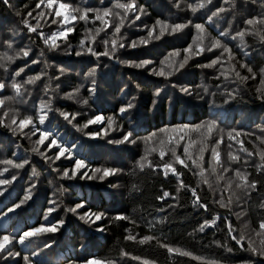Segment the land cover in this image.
<instances>
[{
  "label": "trees",
  "instance_id": "1",
  "mask_svg": "<svg viewBox=\"0 0 264 264\" xmlns=\"http://www.w3.org/2000/svg\"><path fill=\"white\" fill-rule=\"evenodd\" d=\"M117 2L128 3L130 0H57L52 8L47 7V0L43 4L40 0H0V63L5 64V68H0V82L6 85L0 89V98L6 99L4 108H0V117L8 111L9 116L5 119L8 124L12 115L32 116L41 131L52 134L44 145H37L39 133L32 135L31 126L23 132L18 124L11 128L0 126V161H28L23 168L0 163V180L11 181L0 184V237L12 238L5 251L0 252V264H25V256L29 258V264H85L93 258L113 260L116 264H142L145 259L155 264H208L210 261L264 264V257L253 254L245 239L239 244L232 239L242 233L234 203L225 208L217 203L221 196L227 202L229 193L224 192V184L217 180L220 174L211 172L215 164L211 148L223 138L217 147L221 163L216 169L228 168L234 170V174L240 169L248 175L250 182H256L255 189H239V192L250 228L253 232L259 230V223L264 220V207L260 206L264 204V169L259 167L264 162L258 155L264 150V83H261L264 80L261 72L264 69V41L260 38L264 36V25L249 26L245 21L264 17V7H261L264 0H228L227 3L212 0L195 14L187 5L196 0H135L138 7H143L144 14L127 13L119 33H115L119 17L105 18L112 22V26L107 27L101 20H96L95 12H90L87 20L64 24L61 23L62 16H55L59 3L81 10L111 8L124 16L122 9L113 7ZM219 8L226 11L213 16ZM137 15L140 16L138 20ZM158 19L170 24H188V27L175 34L166 32L159 40L149 39L147 44L139 43L141 38L148 39V31ZM24 20L36 31H30ZM53 20L57 22L53 23ZM196 24L204 25L207 30L203 42L205 48L218 37L231 49L232 59L227 53L221 56L222 49L205 50L200 55H193L185 67L177 71L175 67L187 55L184 49L193 45L198 35ZM69 27L73 31L66 32ZM99 29L104 30L97 35ZM246 29L242 39L232 38ZM61 32L64 35L56 37L59 47H51V41L45 44V38ZM221 32L228 35L220 36ZM257 32L259 35L255 34ZM156 33H159L158 26ZM113 39L117 41L114 50ZM105 41L109 42L107 46ZM133 41L137 42L135 48L130 46ZM120 44L124 47H119ZM89 47L98 54L107 50L110 55H93L88 51ZM23 51H27L28 56H23ZM77 52L82 54L77 56ZM174 52L180 55L170 57ZM4 53L14 57L13 61L2 59ZM166 57H170L169 62H175L173 68L161 64ZM217 57L219 64L203 67ZM145 60L152 63L140 68L132 66ZM162 67L165 75L153 72V69L159 72ZM233 67L248 79H238L230 70ZM248 68L252 69L251 73ZM20 69L23 71L17 76ZM93 70L94 75L89 76ZM34 77L40 78L34 83H26ZM13 82L22 85L19 96L11 87ZM76 89H79L78 93ZM69 93H74L73 98H68ZM8 97L14 99L7 100ZM42 102L48 107L43 110L46 113L44 124H39L37 118L42 114ZM129 104L134 106L129 108ZM121 108H127V111L121 113ZM61 113L70 114L71 122ZM71 115H75V119H71ZM97 116L104 120L83 127ZM108 118L114 120L112 128H108ZM212 121L216 126L205 142L208 150L200 161L208 170L205 177L211 187L203 183L199 169L187 160V168L174 165L177 172L182 173L179 178L171 172L165 176L160 165L173 159L170 154L161 161L158 153H151L148 160L153 166L148 167L145 162L142 171L138 167L146 150L157 146L166 136L177 139L184 136L176 149L184 158L183 148L188 140L199 141L203 138L201 133L206 131L203 127L199 131L193 129ZM185 125L189 127L184 129ZM161 129L167 131L161 132ZM128 131L138 138L136 144L109 142L120 139ZM152 133L156 136L145 144V138ZM229 133L235 138L229 139ZM52 138L69 150L60 159H55L59 149L48 147ZM242 146L253 155L240 151ZM33 148H39V151L34 152ZM192 152L198 154L197 148ZM229 152L240 157L239 161H231ZM76 159L83 160L87 167L77 171L72 178L64 177L65 170L70 176L76 171ZM5 167L7 172L3 171ZM96 168L117 171L101 180V173H94ZM181 180L189 188H196L200 203L206 204V208L194 203L195 197L190 190L180 188ZM217 186L221 188L220 193ZM164 191L170 196L158 199ZM25 197L29 198L25 200ZM77 204L83 207L75 213L68 211ZM49 208H55V211L49 213ZM85 213H103L104 216L100 220H95V216L81 219ZM117 216L129 219L117 220ZM61 220L64 221L62 225L59 224ZM213 220L214 225L199 231L206 221ZM229 224L235 229L231 234ZM52 225H56V231L44 232L28 238L24 244L19 243L24 232ZM129 235L135 236L136 240L127 239ZM144 236H155L171 247L189 251L202 259L170 255L155 240L140 244L138 241ZM122 252L128 255L123 256Z\"/></svg>",
  "mask_w": 264,
  "mask_h": 264
},
{
  "label": "snow or ice",
  "instance_id": "2",
  "mask_svg": "<svg viewBox=\"0 0 264 264\" xmlns=\"http://www.w3.org/2000/svg\"><path fill=\"white\" fill-rule=\"evenodd\" d=\"M5 2H7V0H5ZM228 0H225V3H227ZM40 3L43 4L44 0H40ZM57 3V0H47V7L52 8L54 4ZM212 0H196L195 3H189L187 5L188 9L195 14L198 10L205 8L208 4H211ZM40 5L38 4L37 7H39ZM177 7H179V3H177L176 5ZM115 9H122L124 12V16L121 15L120 12H114L113 9L111 8H105L103 10L100 9H91V8H85L83 10H81L80 8H72L71 5L68 4H64V3H59V9L55 11V16L56 17H63V20L61 21L62 24L64 23H71L73 21L76 20H87L88 19V14L90 12H95L96 13V20H101L107 27H111L112 26V22L110 20H107L105 18L107 17H119V23H117L115 25V33H119L121 30V27L123 26V22H124V18L127 15V13L129 12H139L141 14H144V9L142 6L138 7L135 3V0H130V2L128 3H120L117 2L114 6ZM261 7H264V4L261 5ZM226 11V9L224 8H219L216 12H213L212 15L216 16L219 13H222ZM78 14V15H77ZM28 15H31V13H29ZM137 20L140 19V16L137 15L135 17ZM209 19L211 20V17H209ZM53 23H56V20L52 21ZM23 23L25 24L26 27L29 28L30 31L35 32L36 28L32 27L31 25H29L27 20H24ZM191 23V21H189V24ZM245 23L249 26H256V25H264V17H253L250 18L248 20L245 21ZM157 26L159 27V33H156V28ZM186 27H188V24H170L167 21H163V20H157L155 22V26H153L152 29H150L148 31V39L145 38H141V40L139 41V43L141 44H147L149 42V39H156L159 40L161 39L166 32H168L169 34H175L179 31H182L183 29H185ZM197 30V37L193 42V45H195V50H193V45H189L187 48L184 49V52L187 54L183 57V59L179 62L178 66L175 67V70L179 71L180 69H183L185 67V65L188 63V60L193 56V55H200L202 52H204L205 50L207 51H212L214 49H222L221 51V56H223L225 53H227L229 55V59H232L231 56V49L229 47H227V45H224L222 43V41L217 37L214 38L210 44L209 47L205 48L203 46V42L205 39V34L207 32L206 28L204 25L202 24H196L194 26ZM104 29H99L97 31V35H99V31H103ZM66 32H71L73 31V29L71 27L66 28L65 29ZM247 32V29L244 31H240L238 33H236V36L232 37L233 39H235L237 36L240 37L241 39L245 36ZM257 35H259V32L255 33ZM63 36L64 32L61 33H53L52 36L45 38V44H48L49 41H51V47L55 48V47H59V45L56 43V37L57 36ZM228 35L227 32H221L220 36H226ZM66 38V37H65ZM262 41H264V36L260 37ZM94 40V38H93ZM85 42L82 40L81 41V45H83ZM105 45L107 46V44L109 43L108 41L104 42ZM112 44V48L113 50L116 48L117 46V41L115 39H113L111 41ZM9 47H11V44L8 45ZM131 47L135 48L137 47V42L133 41L132 44L130 45ZM119 47H124L123 44H120ZM88 51L91 52L93 55H105L108 56L110 55L109 52L106 50L103 53H95L93 51L92 48H88ZM28 52L27 51H23L22 55L23 56H28ZM81 52H77L76 55L79 56L81 55ZM180 53L179 52H174L170 54V57L172 56H179ZM170 57H166L164 61H161L162 65H166V67L168 68H173L175 62L174 61H170ZM2 59L11 62L13 61L14 57L9 56L7 53H4ZM35 63V61H34ZM151 61L145 60V61H141L139 64H134L132 66L140 68V67H145L148 64H151ZM220 63V58L217 57V59L213 60L210 64L207 65H203V67H214L215 65ZM240 67L244 68L247 67V65H241ZM0 68H5V64L4 63H0ZM231 71L235 72V75L238 79L241 80H247L248 77H243L241 76L239 71H236V69L233 67L230 69ZM248 72H252L251 68L247 69ZM23 69H20L19 72L16 73L17 76L20 75V72H22ZM94 71L89 72L88 75L89 76H93L94 75ZM153 72L157 75H165L164 72V68L162 67L160 69L159 72H156L155 69H153ZM262 73H264V69L261 70ZM222 75H226L225 73H221ZM40 77H34L29 79L26 83H34L36 79H39ZM58 78V77H57ZM253 78H255L253 76ZM94 83V81H93ZM261 83H264V80L261 81ZM6 87V85L3 82H0V89H4ZM11 87L14 89L15 93L17 96L20 95V90L22 85L19 83H15L13 82L11 84ZM76 93L79 92V89L75 90ZM94 91V89H93ZM182 91L187 92V89H182ZM159 93H157L158 95ZM74 93H69L68 94V98H73ZM14 99V97H8L7 100H12ZM87 100H84L83 103L87 104ZM6 104V99L4 98H0V108H4ZM134 105L129 104L128 107H133ZM46 107H48V105L46 103H41V113L38 116V122L39 124H44L45 119H46V113L43 111ZM127 111V108H121L120 112L124 113ZM61 115L64 117V119L69 120V122H71V120L69 119L70 114L68 113H61ZM9 116V112L8 111H4L3 116L0 117V126H5V127H12V125H17L20 128V131L23 132L24 128H28L29 126H31V131H32V135H36L37 133H39V139L36 140V144L37 145H44L46 140H49V137H51V133L50 132H46V131H41L39 127L36 126V119H34V117L32 116H25L23 118H20L18 115H12L11 116V121L10 123L6 124L5 123V119H7ZM71 119H75V115H71ZM104 120V117L101 116H97L94 119H90L87 121V123L83 126V127H87L89 124H95V123H100L101 121ZM108 123V128H112V125L114 123V120L112 118H108L107 120ZM216 124L215 121L209 122L207 125L204 126H198L196 129H193L195 131H199L200 127H203L206 129L205 132L201 133V136L203 137L201 140L197 141V140H192L189 139L188 142L184 145L183 148V157H181V155L177 154V147L180 145L181 141L184 140V136H180L178 139L176 137L173 136H166V138L164 139H160L158 142L157 146H153L150 147L146 150V155L141 157L140 162L138 163V167L140 168V170L142 171L145 167V162H147V166L148 167H152V161L148 160V155H150L151 153H158L159 158L161 161H164L165 156H168L169 154L171 155V157L173 158L171 161H165L162 165H160V167H162L165 176H167L169 174V172H171L173 175H176L178 178L180 175H182V173L177 172V169L175 168V164H179L182 165L183 167L187 168L189 167V163H186V160L191 162V166L198 168L199 172L198 175L203 179V183L208 184L209 187H211V184L209 183L208 179L205 177V172L208 171L207 169H205L202 165V163H200V161H203L204 158V153L208 150L206 147V140L208 138H210L212 131L214 130ZM189 126L185 125L183 126L184 129L188 128ZM182 130V129H180ZM12 131H16L15 128H12ZM161 132H166L167 130L165 129H161ZM173 132L178 131V129H172ZM96 135H99V133H97ZM105 135H107V130H105ZM237 136L239 135V133L236 134ZM156 136V133H152L149 137L145 138L144 143L148 144L153 140V137ZM229 139H234L235 137L233 136L232 133L228 134ZM137 139L138 138H134L133 136V132L132 131H128L122 134L120 139L117 140H112L109 141L110 143H114L117 145L120 144H136L137 143ZM223 142V138H220L216 141V147H212L211 148V155L213 157V160L215 161V164L212 165L211 168V172L213 174L216 173V166L220 165L221 161H220V153L217 151V147L219 146V144H221ZM264 142V141H262ZM239 143H241V145H243L242 141H239ZM52 146H56L59 149V153L55 156V159H60L61 156H63L66 152H68L69 150L66 149L63 145H60L57 143V140L55 138H52L49 143H48V147L51 148ZM229 147H231V145H229ZM197 148V152L198 154L194 155L192 152V149ZM32 151L34 152H38L39 148H33ZM240 151L246 152L248 156H252L253 153L252 152H248V150L246 148H244L243 146L241 147ZM229 159L231 161H239L240 157L234 155L233 153L229 152ZM260 160L262 162H264V151H260L258 153ZM66 158H71V157H66ZM48 159H52L51 157H48ZM0 163L4 164V165H11L13 168H23L24 165L26 163H28V161H24L22 163H16L13 160L10 159H5L3 161H0ZM75 167H76V171H73L71 176L69 175V171L65 170V172L63 173L64 177H68V178H72V176L76 175V172L79 171L82 168L87 167L85 162L81 159H76L75 160ZM261 168H264V163H262L260 165ZM4 172L8 171V168L5 167ZM34 174H35V170ZM116 169H111V168H96L94 170V173H102L99 176V179L103 180L106 176L108 175H114L116 173ZM225 172L229 171V169H224ZM2 174V173H0ZM235 177L236 180L239 181V183H236L235 181H232L231 183L228 184L226 190L231 189L232 187V183H235V187L237 189H240L242 191L246 190V189H255L256 188V182L254 181H249V177L247 174L242 173L239 169H237L235 171ZM92 178V177H89ZM223 176H217V180H222ZM11 183L10 180H0V184H9ZM180 188H187L188 190L191 191L192 196L195 197L194 203H198L200 204V207L206 208L207 205L200 203V196L197 193L196 188H189V186L185 185L183 183V181H180ZM180 188L177 189V191L180 190ZM233 196L235 195V193L232 194ZM170 193L167 191L163 192V195L158 197V199L160 200H164L165 198L169 197ZM29 197H25V200L28 199ZM21 203H24V201H21ZM52 203H55L54 201ZM217 203H219L220 207L225 208V207H230V205L233 203L232 200V196L228 197L227 202L224 201V197L221 196L220 200L217 201ZM261 207H264V204L260 205ZM17 207H19V205H17ZM83 207L82 204H77L76 207L68 209V211L75 213L77 211V209ZM11 211V209L9 210ZM55 211V208H49L48 212L51 213ZM91 216H95V220H100L103 218L104 214L103 213H85L84 216H81V219H85V217H91ZM47 218V217H46ZM115 219L117 220H123V219H129L126 216H117L115 217ZM87 222V220H86ZM94 222V221H93ZM64 221H59V224H63ZM132 223H135V221H132ZM215 224V220L209 222H205V224L201 225L199 231H204V228L206 226H212ZM229 228V233L231 234L232 232L235 231V229L232 227L231 224L228 225ZM57 230L56 225H52L51 227L48 228H44V227H40V228H33L29 231H26L23 233V235H21L19 237V243L24 244L25 241L30 238V237H34V236H38L44 232H54ZM255 234L257 236L262 237V239L260 240V246L259 248H257L256 246H254L255 242H249L248 247L249 250L253 253V254H258L262 257H264V220H261V222L259 223V230L255 231ZM127 239L129 240H136L135 236L129 235L127 237ZM232 239L236 240V242L239 244L241 243V241H243L245 239L244 235H240L239 237L237 236H232ZM155 240L156 243L158 244L159 247L164 248L167 250V252L171 255V254H177L180 256H188L191 257L192 259L195 260H201V257H197L194 256L191 252L180 249V248H174L169 246L167 243L162 242L159 238L155 237V236H144L143 238H141L138 242L140 244H147L151 241ZM12 242V238L8 237V236H3L0 237V252H4L7 245L10 244ZM16 255H19V253H16ZM121 255L123 256H127L128 253L126 252H122ZM133 259H137L139 260L140 257H133ZM25 260V264H29V258L27 256L24 257ZM85 264H116L115 261L113 260H100V259H89L87 261H85ZM142 264H155L154 261H150V260H143ZM208 264H217V262L215 261H210L208 262Z\"/></svg>",
  "mask_w": 264,
  "mask_h": 264
},
{
  "label": "rangeland",
  "instance_id": "3",
  "mask_svg": "<svg viewBox=\"0 0 264 264\" xmlns=\"http://www.w3.org/2000/svg\"><path fill=\"white\" fill-rule=\"evenodd\" d=\"M263 141H264V138H263ZM261 150H262V148H261ZM262 151H264V150H262ZM226 169H228V168H226ZM216 172L218 174H220V176H223V179L221 181H222V183L225 186V191L224 192L227 193V194L229 193L228 196H232V200H233V203H234L233 207H234L235 213L237 215L239 227H240L241 232H242L241 234L244 235L245 240L248 242V244H249V242H255L254 246L259 248L260 240L262 238L260 236H257L255 234V232L252 231V228H250L248 217L246 216L245 210H244V208L242 206L239 189H237L235 187V183H232L231 189L226 190L228 184L231 183L232 181H235L236 183H238V181L236 180L235 174H234V170H231V171L229 170V171L225 172L223 169H219L218 171L216 170ZM217 188H218L219 193H220L221 192V188L219 186H217ZM233 193H235L234 196L232 195ZM227 200L228 199H226V201ZM258 256L262 258V256H260V255H258Z\"/></svg>",
  "mask_w": 264,
  "mask_h": 264
}]
</instances>
